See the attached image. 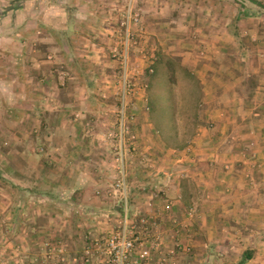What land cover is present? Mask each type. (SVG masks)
<instances>
[{
	"label": "rangeland",
	"instance_id": "obj_1",
	"mask_svg": "<svg viewBox=\"0 0 264 264\" xmlns=\"http://www.w3.org/2000/svg\"><path fill=\"white\" fill-rule=\"evenodd\" d=\"M180 1L186 7L174 3L173 0H35L32 5L27 3L29 9L23 12L16 11L9 0H0V18L7 14L15 17V26L13 23V28L8 32L15 40L25 44L27 62L24 66L29 76L26 80L30 81L26 85V93L29 102L34 105L32 108L37 107V110L42 108L43 114H46L45 119L48 121L56 120L55 113L59 112L65 120H68V127L78 130H72L78 138H97L95 140L105 146L110 154L108 168L113 176L108 180L111 184L104 194L97 191L95 195L118 202L121 213L115 220L109 222V230L104 231L101 237L89 238L85 232L86 234L80 239L85 246L92 239H98L101 244H104L108 233L121 226L123 203L120 193L114 191L118 181L114 122L122 104V98L118 92L123 70L111 54L114 47L123 50L119 42L124 37L123 21L127 10L130 8L133 14L141 13L145 35L143 38H137L135 44L128 43V68L126 69L127 80L130 83L136 82L139 90L136 95L126 96L123 100L128 105L125 114L133 118L128 126L131 134L136 137L138 151L134 155L128 154L125 167L128 173L127 178L130 172L142 169L147 174V180H137V183L127 181L128 220L136 222L142 217L150 218L157 221L164 232L163 227L168 223L164 224L155 219L156 205L154 203H156L155 200L160 201L162 197L167 198L172 187H179L181 191L179 190L176 197L169 200L170 205L179 201L185 203V198L190 194L197 195L193 204L184 209L182 219L177 218L180 213L177 214L176 210L171 212H175L176 215L172 217L173 219L182 221L188 210L192 209V216L188 221L190 225L188 229L178 228L180 229L179 237L183 235V232L190 234L198 231L201 233L198 238L201 239L206 231L212 232L215 236H220L227 246L228 251L223 257L231 262H237L238 259L241 260L242 252L247 248L245 245L249 243V241H242V236H249L255 228L258 230L259 226L263 228L264 208L256 212L258 219L253 220L241 216L244 212L245 215L248 214V207L240 208L243 212L240 210L241 215L235 219L230 215L232 213L225 214L220 211L222 214L220 218L224 219L223 223L217 222L214 218L218 215L217 209L215 212L206 213V211L211 201L223 203L229 199V196L235 194L234 185L237 183L243 185L253 181L256 184L260 182L262 184L264 18L247 19L248 23L243 29L244 56L235 41L231 40L233 39L231 35L229 40L232 43L224 45L222 43L221 47L216 45L209 50L208 38L201 37L200 34L198 36L193 31L192 20L195 21L197 17L202 16L201 12L189 9L190 7L187 6L189 3L185 2L186 0ZM223 1L225 2L223 10L215 8V19L212 21L216 27L215 30L220 29L222 32L227 28L230 18L243 6L254 7L249 0ZM191 3L193 4L194 0ZM188 23L190 29L186 26ZM136 28L137 26L131 23L129 30L136 34ZM63 31L68 35L72 53L78 60L92 64L95 85L88 86L85 79L77 73V69L71 65L73 54L67 47ZM8 32L0 24V38L6 37ZM218 35V37L223 36L221 32ZM227 36L229 35L226 33ZM217 52H221L222 57H218ZM168 61L175 63L178 68L174 75L167 67ZM204 75L209 77L204 79ZM23 78L25 79V76ZM247 83L255 85L252 96L248 94ZM225 92L226 96H224ZM231 95L243 99L244 110L242 109L240 114H248L244 115L245 119L240 126L241 115L220 110L226 101L225 98ZM16 98L22 100V96ZM232 102H236L235 98ZM43 108L46 110L43 111ZM215 110L218 111L216 115L220 121L209 117ZM220 113L223 114L222 117H219ZM30 119H32L31 115ZM250 119L252 124L248 125ZM232 120L235 121L234 128H231L233 125H228ZM223 123L225 128L222 126ZM237 130L244 131L249 138L237 141V138L242 136L241 133L236 134ZM211 134L214 135L210 137ZM235 138L233 148L229 150L231 158L226 163L230 169L226 171L225 164H220L218 158L204 160L207 175L202 173L205 175L202 177V182L205 183H201L198 174L200 169L198 163L203 164L198 161L202 156L200 153L220 155L221 150L218 149L220 147L225 149L224 147H228L229 140ZM207 140L212 142L205 145ZM2 161H5L2 165L11 167L8 160L0 158V162ZM246 174L249 175L248 178H245ZM3 175L5 180H11L9 173L3 172ZM133 187L136 189L134 193H132ZM4 194V191L0 194V264H38L46 251L41 250V245L45 242L33 236H27V226L24 225L21 226L22 229L26 228V232L23 233L20 227L16 233H9L7 219L9 208L6 197H2ZM29 210L26 209V215L33 216V213L31 215L29 213L33 211ZM200 210L202 214L205 213L208 216L211 214L213 220L211 224L207 222L204 228L207 230L196 228L193 231L192 224ZM236 213L238 214V211ZM163 214L165 217L168 215V213ZM232 218L234 221L240 219L239 221L243 222L236 223L232 221ZM52 223V226H56L54 229L60 237L52 233L54 238L50 239L52 238L50 235L48 237L50 240L46 242L58 249L63 247L66 259L58 264H68L67 249L71 250L69 252L72 257H76L75 251L77 248L81 249V241L74 240L76 246L73 245L68 234H65L67 233L65 228L61 229L63 233L57 231L58 226L59 228L61 226L58 219V226L56 222ZM66 225L71 227L73 222ZM171 226L172 234L176 239L172 221ZM262 228L258 235L264 236V228ZM164 235L165 245L167 240L165 232ZM227 236L232 238L229 245ZM163 248L164 246L161 253ZM177 250L183 254L179 249ZM207 251L214 255L212 246L207 248ZM192 253L193 248L190 247V252L183 255L189 257ZM205 256L202 258L200 256L198 259H205ZM80 257L79 261L82 263L79 264H84L83 253ZM99 257L102 259L101 256H96L93 264ZM160 257L167 259L164 264H177L167 253L160 255L153 252L152 264H159ZM212 258L213 263L208 264H221L219 260L222 258L215 256ZM200 264L207 263L202 260Z\"/></svg>",
	"mask_w": 264,
	"mask_h": 264
},
{
	"label": "crops",
	"instance_id": "obj_2",
	"mask_svg": "<svg viewBox=\"0 0 264 264\" xmlns=\"http://www.w3.org/2000/svg\"><path fill=\"white\" fill-rule=\"evenodd\" d=\"M173 1L186 7L179 0ZM185 2L189 3L187 4L190 7L189 9H194L195 12H201L202 16L197 17L195 21L192 20L194 25L193 31L198 36L200 34L201 37L208 38L207 46L209 50L213 49L216 45L221 47L222 43L224 45L225 43L231 42L229 40L231 36L227 32V28L223 32L220 29L215 30L216 27L212 23L213 19H215V8L210 6L209 3L197 5L192 4V0H186ZM0 21L1 27H5L7 32L13 28V23V26H15V17L9 16V14L0 18ZM189 25V23L186 24L188 28ZM211 27L212 29H210ZM219 32L223 36L218 37ZM226 33L229 35L227 36L228 38L226 37ZM231 40L233 41L232 38ZM24 45V42L20 43L10 36V32H8L6 37L0 38V158L8 160L11 165V167L4 166L2 164L5 161L0 162V169L5 183L4 187L0 184V194L3 191L5 193L2 197H6L7 200L6 203L9 208L7 219L9 224L11 222L12 208L17 204L25 209L21 225L27 226V236H33L43 242L53 239L52 233H55L56 237H60V235L56 234V229H54L56 226H52V222H56L57 224L58 219L61 226L59 228L57 224V231L63 233L61 229L65 228V231L67 230L65 234H68V237L72 240V244L76 246L74 240L81 241L80 239L86 233L89 238H98L104 235V231L109 230V222L115 220L121 213L118 202H114L112 199H106L104 196L96 197L95 195L97 191H101V194H104L111 184L108 180L113 176L108 168L110 154L106 151L107 148L105 146L95 140L97 138H78V135L72 131L75 129L68 127V120H65L64 116L62 114L60 115L59 112L55 113L56 120L48 121L45 119L46 114H43L41 106V110H37V107L32 108L34 105L32 102H29V97L26 93V85L30 81L26 80L27 78L29 79V76L24 66V63L27 62V50ZM220 53L217 52L218 57H222ZM23 76H25V79ZM205 77L207 78L209 75H204V79ZM208 93H211V91H208ZM17 96H22V100L16 98ZM224 96H226V92ZM236 97L238 96L231 95V97L225 98L226 101L220 110L226 112L231 111L232 113L235 112L236 115H241L242 120L239 123L240 126L245 119L244 115L246 116L248 114H240V111L242 112L244 110L242 107L243 99ZM234 98L236 102H232ZM222 102H224L223 99ZM57 106L59 107V102ZM45 110L46 108H43V111ZM217 112V110L212 111L209 117L220 121L216 115ZM30 115L32 119H30ZM220 116L222 117L223 114L220 113ZM234 123L235 121L232 120L228 125H233L231 128H234ZM247 124H252L251 119L248 120ZM222 126L225 128L224 123ZM236 134L242 135L240 138H237V141L246 139V137L249 138V135L244 134L242 130H237ZM213 135L211 134L210 137ZM233 141H236V138L229 140L228 147H224L225 149L222 147L218 149L221 150L220 155L209 154L208 152L205 154L200 153L202 156H200L201 158L198 161H209L213 157L218 158L220 164H226L229 162L228 159L231 158L229 150L231 151L233 148ZM211 142L207 140L205 145H209ZM191 163L193 164V161ZM204 163H198L200 165L198 174L201 183H205L202 182V177L207 175ZM193 166L195 167L196 165L193 164ZM3 172L9 173L11 180H5ZM202 173L205 175H202ZM262 178V184L261 182L256 184L253 181L252 183L243 185L240 183L235 184L234 197L232 198L233 195L231 197L229 196V199L223 203L211 201L207 205L206 213L215 212L217 209L218 215L214 218L217 219V222L223 223L224 219L220 218L222 215L220 211L225 214L232 213L230 215L235 219L238 215H241L240 210L243 212V209L240 208L248 207V214L245 215L244 212L241 216L248 217V220L258 219L257 215H255L256 212L262 207L264 208V173ZM179 190L181 191L179 187H172L170 192H168V189L167 198L162 197L160 201L155 200L156 203H154L156 205L155 219L164 224L168 223L167 226L163 227L167 235V240L162 253H167L170 259L174 260L177 264H200L202 260H205L207 264L213 263V256L219 259L222 258L219 260L221 264H240V259L237 262H231L223 257L228 251L227 246H225L220 236H215L214 233L209 231H206V234L204 233L201 239L198 238V235H201L198 231L190 234L183 232L179 241L181 244L185 245L186 243V245L192 247L193 253L189 257H184L177 250L178 243L174 239L172 234L173 228L171 226L172 217L176 215L175 212H171L176 210L177 214L180 213V216L178 215L179 217L177 218L182 219L184 209L191 206L193 200L197 197L195 194H190L185 198V203L179 201L178 203L170 205L169 200L176 197ZM198 191L197 193L200 195ZM258 192L259 196L256 197ZM206 197L208 198V196ZM26 209L33 211L29 213L30 215L31 213L34 215L27 216ZM236 211H238V214ZM163 213H168L166 215L168 218ZM234 219L232 218V221ZM211 220H213L211 214L209 216L205 213L202 214L200 210V213L193 221V231L196 228H199V230H207L204 228L208 221L211 224ZM239 220L237 219L234 222H243ZM71 221L73 225L67 227L66 224H70ZM261 228V226L258 227V230L255 228V231H252L249 236H242V241H249L245 247L248 248L250 242L252 243L253 240L259 238L260 235L258 234L261 233L259 231ZM22 230L23 233L26 232V228ZM50 235L52 238L49 239L48 237ZM262 238L263 240L255 246L253 258L245 264H264V236ZM226 239H228L227 241L229 242L227 244L229 245L232 238L227 236ZM83 245L84 243L81 241V249L77 248L75 251L77 254L76 257H72L70 255L71 252H69L71 250L69 248L67 249L68 264L82 263L79 260L81 259L80 255L83 253ZM211 246L214 249L213 256L207 251V248ZM204 255H206L205 259H198V257L201 256L202 258Z\"/></svg>",
	"mask_w": 264,
	"mask_h": 264
},
{
	"label": "built area",
	"instance_id": "obj_3",
	"mask_svg": "<svg viewBox=\"0 0 264 264\" xmlns=\"http://www.w3.org/2000/svg\"><path fill=\"white\" fill-rule=\"evenodd\" d=\"M141 13H131L130 8L125 13L123 24L125 25V32L123 39L119 42L123 46V50L114 47L111 57L116 61L123 70V75L120 77V90L118 94L122 98L120 110H118L114 126L116 127L115 138L117 140L115 146L116 155V171L118 174V181L115 185L114 191L120 193L122 198V218L121 226L108 233L104 239V244H101L98 239H92L84 246L82 261L84 264H90L96 256L99 257L95 264H152V252L161 253L164 246V232L161 230L159 223L150 218H140L136 222L128 220V206H127V170L125 167L128 154L134 155L138 151L136 137L130 132L128 123L133 119L125 114L127 104L123 101L126 96L136 95L139 87L136 82L131 83L126 78V69L128 68V43H136L137 38H143L145 35L144 27L142 25ZM133 23L136 28V34L130 32V24ZM226 171L230 169L229 165L224 166ZM249 177L248 174L245 176ZM192 216V209H189L185 218L182 221L172 219L174 226L175 238L178 249L186 254L190 252L188 245H182L179 242L180 229H188ZM46 251L38 264H58V262L65 261V249L63 247H52L48 242L41 245V250ZM59 253V254H58ZM167 261L165 257L158 259L159 264H164Z\"/></svg>",
	"mask_w": 264,
	"mask_h": 264
},
{
	"label": "trees",
	"instance_id": "obj_4",
	"mask_svg": "<svg viewBox=\"0 0 264 264\" xmlns=\"http://www.w3.org/2000/svg\"><path fill=\"white\" fill-rule=\"evenodd\" d=\"M9 1L11 2L12 5H14L15 10H22L23 12H25L29 9L27 3H30V5H32V2L35 0H9ZM234 1H238V0H234ZM249 1L254 4V7L247 8L243 6L240 10H238L236 15L230 18L229 24L227 25V30L229 34L233 37V40L235 41L239 50L242 52V56H244L243 54H245L243 49L245 47L244 38H243V29L246 27V24L248 23L247 19H249L250 17L264 18V0H249ZM202 3H209L213 8H220V9H222L225 6V2L223 0H194V4L198 5ZM62 33L64 36H66L65 40L69 51L71 52V54H73L71 55L72 57L71 65L77 69L76 70L77 73H79L80 77L85 79V81L88 83V86L95 85V81H94L95 76L94 77L92 76V73L94 71L92 64L89 62H81L80 60H78L75 54L72 53V46L70 45V39H68V35L66 34L65 31H63ZM167 67L170 70V72L173 73V75L178 70L176 64L173 63L172 61L167 62ZM180 69L183 70L184 68H180ZM184 71L186 70L184 69ZM247 88H249L248 89L249 96H252L255 85L254 84L249 85L247 83ZM146 175L147 174L145 173L144 170L142 169L139 171L137 170L135 172L129 173L128 180L130 183H137L136 182L137 180H147ZM0 184L3 187L5 185L4 178L2 177L1 174V169H0ZM135 190L136 189L133 187L132 188L133 192L132 191L131 192L134 193ZM24 211L25 209L17 204L13 206L12 214H11V222L8 228L10 234L16 233L20 229L22 222L21 220ZM261 239L262 236L260 235L259 238L253 240V242L248 246V248L244 250V252L242 253L240 264H245L253 258L255 246L258 242L261 241Z\"/></svg>",
	"mask_w": 264,
	"mask_h": 264
}]
</instances>
